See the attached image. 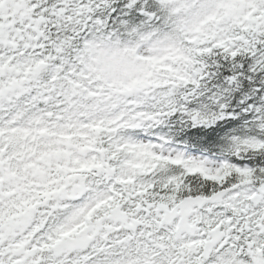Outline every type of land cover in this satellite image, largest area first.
Segmentation results:
<instances>
[{"label": "snow or ice", "instance_id": "1", "mask_svg": "<svg viewBox=\"0 0 264 264\" xmlns=\"http://www.w3.org/2000/svg\"><path fill=\"white\" fill-rule=\"evenodd\" d=\"M0 264H264V0H0Z\"/></svg>", "mask_w": 264, "mask_h": 264}]
</instances>
